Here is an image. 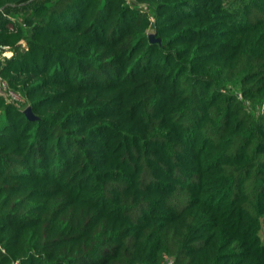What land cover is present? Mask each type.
Masks as SVG:
<instances>
[{"label": "trees", "instance_id": "16d2710c", "mask_svg": "<svg viewBox=\"0 0 264 264\" xmlns=\"http://www.w3.org/2000/svg\"><path fill=\"white\" fill-rule=\"evenodd\" d=\"M0 46V264H264V0H42Z\"/></svg>", "mask_w": 264, "mask_h": 264}, {"label": "built area", "instance_id": "2783aa9c", "mask_svg": "<svg viewBox=\"0 0 264 264\" xmlns=\"http://www.w3.org/2000/svg\"><path fill=\"white\" fill-rule=\"evenodd\" d=\"M14 50L9 46H0V58H8L13 55ZM0 94L9 102L19 103L22 95L8 87L5 79L0 76Z\"/></svg>", "mask_w": 264, "mask_h": 264}, {"label": "rangeland", "instance_id": "374dc122", "mask_svg": "<svg viewBox=\"0 0 264 264\" xmlns=\"http://www.w3.org/2000/svg\"><path fill=\"white\" fill-rule=\"evenodd\" d=\"M42 0H24L23 3L17 5H8L2 9H0V16H11L16 17L18 19L21 18L25 13L29 12L34 5L39 4ZM262 238L264 239V225L262 229Z\"/></svg>", "mask_w": 264, "mask_h": 264}, {"label": "water", "instance_id": "95a60500", "mask_svg": "<svg viewBox=\"0 0 264 264\" xmlns=\"http://www.w3.org/2000/svg\"><path fill=\"white\" fill-rule=\"evenodd\" d=\"M149 40H150L151 42H153V41H159L158 39H153V36H152L151 33L149 34ZM23 112H24V114L26 115L27 118H29V119H34V118H35V116H34L33 113L31 112L29 106H26V107L23 109Z\"/></svg>", "mask_w": 264, "mask_h": 264}]
</instances>
